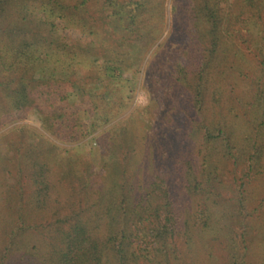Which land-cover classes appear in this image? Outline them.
<instances>
[{
    "label": "trees",
    "instance_id": "1",
    "mask_svg": "<svg viewBox=\"0 0 264 264\" xmlns=\"http://www.w3.org/2000/svg\"><path fill=\"white\" fill-rule=\"evenodd\" d=\"M155 43L149 105L90 162L67 144L79 111L92 129L121 113L129 94L97 88ZM263 55L264 0H0V128L35 112L53 137L0 135V264H264Z\"/></svg>",
    "mask_w": 264,
    "mask_h": 264
},
{
    "label": "rangeland",
    "instance_id": "2",
    "mask_svg": "<svg viewBox=\"0 0 264 264\" xmlns=\"http://www.w3.org/2000/svg\"><path fill=\"white\" fill-rule=\"evenodd\" d=\"M167 22L170 23V19L169 20L167 19ZM167 26H168V24H167ZM166 32L167 31L165 30L162 33V35L159 37L157 42H159L164 37ZM156 43L146 52L145 57L142 60L141 59L132 60L130 69L124 67V69L122 70V75L126 76V77L130 76L129 72L133 71L132 72V79H128V80L127 79H121V80L113 81V82L109 81V83L107 84V81L109 80V78L104 77L100 82L102 86L100 85V87L97 88L99 90H101V89L105 90V91L107 90V94H109L108 92H110V93L114 92V96H112V98L114 97L116 99H117L116 95L119 96L120 94H122L123 90H125L129 94V101L127 103V106L122 110L121 113L110 118L106 123L101 125L99 128L92 129L91 126L89 125L88 116L82 110L79 111V115L82 119L81 121L85 123L86 128L89 130V133L86 136L79 135L78 138L76 139V141H74L72 143H67V144H68V146L73 148L74 151L76 150L77 152H80V153L85 152V154H86L87 158L90 160V162H92V163L97 162L101 158V153L98 150L99 147H98V142H97V135L101 134L104 130H106L111 124H113L122 115L129 112L130 109L132 111H133V109L138 110V111H143V109L149 105V103H150L149 102V91L145 88L143 83L151 80L156 84V86H158V84H157L158 75H154L156 73L154 63H153V67L150 71V75L146 77V74H144V73H145V67H146V64L148 61L147 59L150 58V54L152 53V49L154 48ZM263 59H264V55H263ZM125 63H126V58L124 57V58H122V64H125ZM258 64L256 65V69L254 68L256 71V75H255V72L253 73L251 70H250V72H248L249 75L253 78L255 76H257V74L260 73V71L258 70ZM98 67L100 68V66H98ZM263 69H264V65H263ZM100 70H99V72H101ZM133 73H134V75H133ZM153 75H154V77H153ZM109 100H111V96L109 97ZM134 113H136V112L134 111ZM156 117L158 118V120L164 119L166 121V123L170 122V120H171V118L168 114H163L162 118H161V116L156 114ZM25 123L28 125L34 126L38 130L43 132L46 136L53 138L50 134V130L47 128V125L45 124L41 115H39L35 112L28 114L26 117L19 118V119L15 120L14 122L8 123L5 126L1 127L0 128V135L3 132H5V129L8 128L9 126H11L12 124H25ZM260 143H261V145L264 144V135L260 138ZM261 163L263 164L261 166V169H264V147H263V154L261 157ZM228 167L232 168L230 162H228ZM229 168H227V164H226V167L224 168L223 172L221 171V175H220L221 179L223 180L224 183L227 184L228 187L230 186V184H232V182L230 181L232 173H231V170H229ZM233 170H235L236 174L239 176L244 175L243 167H236ZM253 174H255V173H253ZM253 174L248 179L255 184V186L253 188V193H252L254 195V200H253L252 204H255L259 209L264 210V172H263V174L258 173L259 175H257L256 177Z\"/></svg>",
    "mask_w": 264,
    "mask_h": 264
}]
</instances>
